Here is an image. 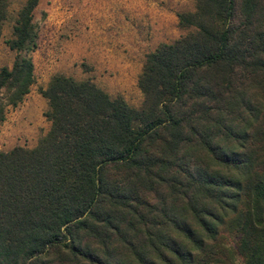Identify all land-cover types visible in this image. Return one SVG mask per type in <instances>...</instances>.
<instances>
[{
  "label": "trees",
  "instance_id": "16d2710c",
  "mask_svg": "<svg viewBox=\"0 0 264 264\" xmlns=\"http://www.w3.org/2000/svg\"><path fill=\"white\" fill-rule=\"evenodd\" d=\"M192 1L139 107L60 73L40 90L49 129L0 151V264H264V0ZM37 3L5 41L0 123L34 83Z\"/></svg>",
  "mask_w": 264,
  "mask_h": 264
},
{
  "label": "rangeland",
  "instance_id": "374dc122",
  "mask_svg": "<svg viewBox=\"0 0 264 264\" xmlns=\"http://www.w3.org/2000/svg\"><path fill=\"white\" fill-rule=\"evenodd\" d=\"M25 1L8 0L0 68L12 64L15 53L5 41ZM193 7L192 0H38L33 9L38 25L34 83L20 103L8 107L0 123V151L31 148L47 132V100L40 90L55 74L91 79L110 96L139 107L137 81L146 54L183 34L177 14Z\"/></svg>",
  "mask_w": 264,
  "mask_h": 264
}]
</instances>
